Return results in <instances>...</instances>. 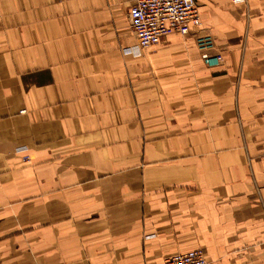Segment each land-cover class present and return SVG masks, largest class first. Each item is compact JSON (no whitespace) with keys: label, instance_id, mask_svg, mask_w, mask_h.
I'll return each instance as SVG.
<instances>
[{"label":"crops","instance_id":"1","mask_svg":"<svg viewBox=\"0 0 264 264\" xmlns=\"http://www.w3.org/2000/svg\"><path fill=\"white\" fill-rule=\"evenodd\" d=\"M133 1L0 0V264H264V0L140 57Z\"/></svg>","mask_w":264,"mask_h":264},{"label":"built area","instance_id":"2","mask_svg":"<svg viewBox=\"0 0 264 264\" xmlns=\"http://www.w3.org/2000/svg\"><path fill=\"white\" fill-rule=\"evenodd\" d=\"M128 15L135 42L123 47L122 53L135 57L142 56L143 50L160 43L172 33L187 35L201 26L196 0H134ZM196 43L200 56L207 66H217L221 63L223 56L212 53L214 43L209 33L197 35ZM162 264H208V262L201 250L191 249L171 255L164 259Z\"/></svg>","mask_w":264,"mask_h":264},{"label":"rangeland","instance_id":"3","mask_svg":"<svg viewBox=\"0 0 264 264\" xmlns=\"http://www.w3.org/2000/svg\"><path fill=\"white\" fill-rule=\"evenodd\" d=\"M244 1H245V0H244ZM244 1H240V2H235V1H233V2L238 3V4H241V3H244Z\"/></svg>","mask_w":264,"mask_h":264}]
</instances>
